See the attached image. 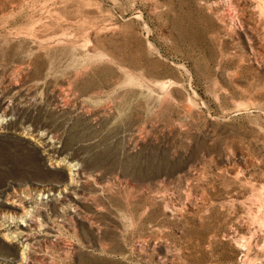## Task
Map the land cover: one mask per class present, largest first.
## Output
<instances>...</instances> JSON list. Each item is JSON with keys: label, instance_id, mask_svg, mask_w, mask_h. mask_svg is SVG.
Instances as JSON below:
<instances>
[{"label": "rangeland", "instance_id": "obj_1", "mask_svg": "<svg viewBox=\"0 0 264 264\" xmlns=\"http://www.w3.org/2000/svg\"><path fill=\"white\" fill-rule=\"evenodd\" d=\"M0 264H264V0H0Z\"/></svg>", "mask_w": 264, "mask_h": 264}, {"label": "bare ground", "instance_id": "obj_2", "mask_svg": "<svg viewBox=\"0 0 264 264\" xmlns=\"http://www.w3.org/2000/svg\"><path fill=\"white\" fill-rule=\"evenodd\" d=\"M24 258V257H23ZM26 259V258H25Z\"/></svg>", "mask_w": 264, "mask_h": 264}]
</instances>
